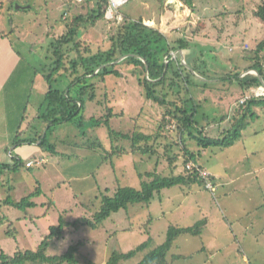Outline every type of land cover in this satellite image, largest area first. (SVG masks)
<instances>
[{
  "label": "rangeland",
  "instance_id": "1",
  "mask_svg": "<svg viewBox=\"0 0 264 264\" xmlns=\"http://www.w3.org/2000/svg\"><path fill=\"white\" fill-rule=\"evenodd\" d=\"M263 4L264 0H197L191 11L178 0H168L161 7L159 0H130L117 11L123 19H142L171 43L182 37L188 40L190 49L172 53V57H177L190 69L194 59L201 56L205 79L192 73L196 86L190 88L198 106L195 120L197 130L204 129V136L205 127L210 124L206 136L217 137L230 129L232 111L241 104L243 92L236 73H240V77L246 74L259 77L255 71L248 70L257 60L264 70V49L256 55L258 45L264 40V25L255 15ZM93 5L92 0H14L9 11L7 2L0 3V167H5L0 168V250L7 255L12 256L19 250L35 251L50 230L58 227L60 217L68 223L82 218L90 220L99 211L102 195L112 197L118 187L139 190V175L156 171L167 177L171 172L174 175L183 172L184 153L174 124L164 128L161 132L164 138L159 140L167 144L168 150L155 141L156 152L146 155L132 150L131 140L111 137L106 126L99 123L110 110L113 131L129 135L157 133L164 110L146 100L137 77L133 76L132 66H119L120 78L107 76L88 82L94 85L96 99L93 102L85 99L82 128L79 129L76 122L62 123L48 131V126H42L37 119L48 89L44 77L53 62L48 48L77 16L85 17L90 13ZM89 25L79 31L76 39L82 50L85 49L83 43L92 53L106 50L118 22L105 18ZM70 81L58 79L53 88L66 90ZM74 93L72 89L71 94ZM253 111L257 118L248 120L238 146L209 149L198 157L199 164L212 175L215 169L223 172L234 168L236 162H241L240 155L250 157L254 152L243 164L257 169L246 177L244 184L246 188L249 186V191L260 186L264 190V134L252 135L254 130L264 127V106ZM223 117L229 119L223 122ZM36 130L42 136L46 133V143L55 146L54 152L13 144L17 139H33ZM187 137L185 134L182 138L183 144L197 152L196 142ZM20 148L22 152L18 153L15 149ZM173 156L177 159L171 167L168 158ZM39 157H44L47 164L25 167L27 162ZM13 158H19L23 165L14 168ZM237 185L241 187L240 182ZM198 188L199 195L189 196ZM182 194L188 195L187 199ZM154 195L149 204L130 205L96 229L66 227L59 238L49 241L45 254L60 256L70 246L79 244L77 264H89L87 261L104 264L113 252L127 253L146 241V230L158 246L164 242L169 226L190 227L200 220L199 204L218 214L220 203L223 208L224 202L218 193L213 195L197 184L164 189ZM27 198L34 203L32 208L17 209L8 205V200L17 204ZM237 200H243V195L237 194ZM238 201H233L235 206L239 205ZM201 239L179 237L168 253L169 264L264 262L263 247L256 248L259 255L254 253L251 260H246L243 255L237 256L239 248L232 243L221 253L207 248L201 251ZM176 256L181 258L173 261L172 257ZM142 257L140 253L119 264H137Z\"/></svg>",
  "mask_w": 264,
  "mask_h": 264
},
{
  "label": "trees",
  "instance_id": "2",
  "mask_svg": "<svg viewBox=\"0 0 264 264\" xmlns=\"http://www.w3.org/2000/svg\"><path fill=\"white\" fill-rule=\"evenodd\" d=\"M4 1L8 4V10L11 11L14 0ZM92 1L94 5L90 13L85 17L77 16L68 29L54 39L48 48L53 62L48 75L44 77L48 89L44 94L37 119L42 126H48V131L62 123L76 122V126L79 129L82 128L85 118L81 114L83 113L85 99L90 102L96 99L94 85L88 82L93 79L103 80L107 76L120 78L122 73L119 66L122 64L132 66L136 70L133 71V76L137 77L138 84L143 89L146 100L153 102L164 110L157 133L153 136L139 132L129 135L113 131L110 126L112 115L110 110L104 118L99 119V123L106 126L111 137L131 140L132 150H140L146 155H153L156 152L157 144L154 142L158 143L162 137L161 132H164V128L168 124H174L179 141L182 143L181 151L184 153L183 172L178 175L171 172L167 177L157 174L156 171L139 175L141 186L139 190L130 187H118L114 196L102 195L99 211L90 220L82 218L73 223H68L60 217L58 227L50 230L49 235L35 251L19 250L11 256L0 250V264H77L79 244L70 246L60 256H47L45 254L49 241L59 238L66 227L77 229L80 226H89L96 229L112 215L127 210L130 205L149 204L153 200L154 194L164 189L176 186L190 187L193 184H199L205 188L204 181L200 179L198 172L187 170L186 165L192 162L200 169H204L198 162L200 151L225 149L233 146L241 139L242 131L248 125V120L253 121L257 118V114L253 109L264 106V97H251L232 111L230 129L223 131L217 137H208L206 136V129L210 124H207L204 136V129L197 130L198 124L195 118L198 106L195 105L190 94L191 86H196L192 71L197 76L205 79L203 62L199 59L201 56L194 59L191 71L180 62V59L172 57V53L190 49L189 41L182 37L171 43L158 29L145 25L142 19L124 17L123 21L118 23L115 33L110 37V44L106 50H98L96 53H92L85 43H83L85 49L82 50L81 45L76 40L79 31L88 28L89 24V26H93L99 20L106 18L105 14L109 0ZM166 1L168 0H159V6H163ZM178 1L193 11L197 0ZM0 3L3 4V0H0ZM18 10L23 11L26 9L19 8ZM255 15L264 25V4L258 7ZM263 49L264 40L258 45L256 55ZM248 70L256 71L261 79L251 74L240 77V73H236L235 78L238 80L243 92L242 99L249 95L252 89L259 87L262 82L264 83V70L258 60ZM61 78L71 79L66 90L53 88V84ZM72 89L75 91L74 94H71ZM170 96L173 99L170 100ZM228 119L229 117H223L222 121L225 122ZM35 133L33 139H17L13 144L16 146L37 144L41 150L47 149L54 152L55 146L46 143V133L43 136L39 135L41 134L40 131L36 130ZM185 134L188 136V140L196 142L198 152L190 151L183 144L182 138ZM141 143H144L143 147L140 146ZM158 145L168 148L167 144H162L161 141ZM176 159V156L168 158L171 167L174 166ZM12 162L14 168L17 165H23L19 158H13ZM25 167L30 168L26 164ZM8 205L23 209L24 207L32 208L34 203L27 198L17 204H13L8 200ZM206 226L207 219L205 218L190 227L169 226L164 242L158 246L154 245L149 232L146 230L148 236L146 241L127 253L113 252L104 264H119L122 261L134 258L140 253L143 254V257L137 264H169L167 256L176 240L181 236L201 237ZM201 251L205 252V249H201ZM179 258L181 257H172V260ZM87 262L93 264L90 261Z\"/></svg>",
  "mask_w": 264,
  "mask_h": 264
},
{
  "label": "crops",
  "instance_id": "3",
  "mask_svg": "<svg viewBox=\"0 0 264 264\" xmlns=\"http://www.w3.org/2000/svg\"><path fill=\"white\" fill-rule=\"evenodd\" d=\"M252 133H253L252 135L254 134L257 135L260 133L264 134V127H262L261 129H256ZM239 142L240 140L236 142L233 146L229 147V149L238 146ZM26 145L38 147L37 144H26ZM38 149L41 150L39 147ZM15 150H17L18 153L22 152L21 148ZM208 150L209 149L202 150L200 152L202 154H205L208 152ZM253 154L254 152H252L250 157L248 154L240 155L241 162H236L234 164V168L232 167L230 168V169H234L233 170L234 173L233 171H229L230 169L222 172L216 170L215 168L214 170L213 167H211V170H214L212 171V175H211L212 183L215 185V191L213 195H215V193H218L217 196L219 198L221 197L224 202L222 204L223 208H221V203H220V208H219L220 210L218 211V214L212 212L210 208H208V206L204 204L201 206L199 204L200 206L198 210V213L200 215L199 219L200 220L201 218L207 219V226L203 230V233L200 237L202 238L201 242L203 243L202 245L205 251L206 248L210 249V251L216 249L218 253H221L224 247L229 246L230 243H232V245H235L236 247L239 248V250H237V256L243 255V257L246 260L247 259L251 260L254 253L259 255L256 248L259 247L264 248L263 186H260L259 188L256 189L251 188V190L249 191V186L248 188H246L244 184L247 183V178L253 175V173L257 170V169H250L244 167L243 165L244 162L250 160L249 158H252ZM239 182L241 183L240 185L241 187L237 185L239 184ZM197 185L201 186L199 184ZM199 190L200 188L194 189L192 192L189 193V196L199 195L200 194ZM237 194L243 195V200L238 201ZM186 196L188 195L182 194V197L187 199ZM214 199L217 200V198ZM199 201L200 200H198V203H200ZM233 201H238L240 203L239 205L235 206ZM221 214L223 215L222 220H225L227 223H231V226H227L223 224V221L221 220ZM253 226L257 230H254ZM203 247L201 249H203ZM251 248H253L255 251L252 250ZM251 250L252 253L249 252ZM250 264H252V262Z\"/></svg>",
  "mask_w": 264,
  "mask_h": 264
},
{
  "label": "built area",
  "instance_id": "4",
  "mask_svg": "<svg viewBox=\"0 0 264 264\" xmlns=\"http://www.w3.org/2000/svg\"><path fill=\"white\" fill-rule=\"evenodd\" d=\"M78 1H82V0H78ZM129 1L130 0H109L108 8L105 14L106 19L114 20V21H117L118 23L122 22L123 18L120 14H118L117 9ZM251 97H256V98L264 97V83L263 82L259 87L252 90L249 95H247L244 99H242L241 103H243L244 101H246L247 99ZM45 164H47V160L41 157V158L34 159L33 161L27 162L26 166L27 167H33V166L39 167ZM186 169L189 171L196 170L198 172L200 179L204 181L205 189L209 190L211 193L215 191V185L212 183L211 175L208 171H206L205 169H200L197 165H195L192 162H189L186 165Z\"/></svg>",
  "mask_w": 264,
  "mask_h": 264
},
{
  "label": "water",
  "instance_id": "5",
  "mask_svg": "<svg viewBox=\"0 0 264 264\" xmlns=\"http://www.w3.org/2000/svg\"><path fill=\"white\" fill-rule=\"evenodd\" d=\"M180 52V51H179ZM182 64L184 65V66H186V64L185 63H183L182 62ZM186 68H188L189 70H191L188 66H186ZM146 69H147V67H146ZM256 72V71H255ZM192 73H194L193 71H192ZM257 73V72H256ZM195 74V73H194ZM196 75V74H195ZM197 76V75H196ZM197 77H199V76H197ZM199 78H201V77H199ZM259 78H260V76H259ZM201 79H203V78H201ZM261 79V78H260Z\"/></svg>",
  "mask_w": 264,
  "mask_h": 264
}]
</instances>
